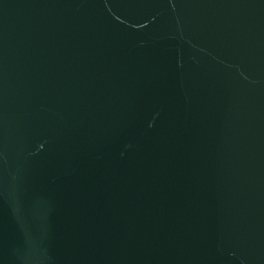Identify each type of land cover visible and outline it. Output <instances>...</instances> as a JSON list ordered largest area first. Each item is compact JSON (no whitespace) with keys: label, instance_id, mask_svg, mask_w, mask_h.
<instances>
[{"label":"water","instance_id":"obj_1","mask_svg":"<svg viewBox=\"0 0 264 264\" xmlns=\"http://www.w3.org/2000/svg\"><path fill=\"white\" fill-rule=\"evenodd\" d=\"M0 264H264V0H0Z\"/></svg>","mask_w":264,"mask_h":264}]
</instances>
